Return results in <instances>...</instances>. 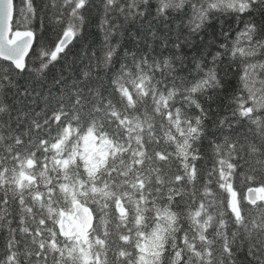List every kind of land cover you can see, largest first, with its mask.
I'll return each mask as SVG.
<instances>
[{"label": "snow or ice", "instance_id": "6c2138e0", "mask_svg": "<svg viewBox=\"0 0 264 264\" xmlns=\"http://www.w3.org/2000/svg\"><path fill=\"white\" fill-rule=\"evenodd\" d=\"M0 264H264V0H0Z\"/></svg>", "mask_w": 264, "mask_h": 264}]
</instances>
